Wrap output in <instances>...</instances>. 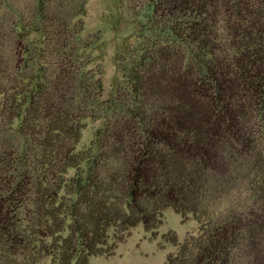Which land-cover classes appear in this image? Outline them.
<instances>
[{"label": "trees", "instance_id": "trees-1", "mask_svg": "<svg viewBox=\"0 0 264 264\" xmlns=\"http://www.w3.org/2000/svg\"><path fill=\"white\" fill-rule=\"evenodd\" d=\"M87 2L30 0L0 33V264H89L169 210L198 233L166 264H264V0H127L106 98Z\"/></svg>", "mask_w": 264, "mask_h": 264}, {"label": "rangeland", "instance_id": "rangeland-1", "mask_svg": "<svg viewBox=\"0 0 264 264\" xmlns=\"http://www.w3.org/2000/svg\"><path fill=\"white\" fill-rule=\"evenodd\" d=\"M127 0H88L85 15L81 17L84 28L82 35L97 39L91 51L90 69L96 71L104 92L108 97L121 78L119 58L136 42L135 25L132 23ZM30 0H0V30L5 47L13 39L12 26L15 17L12 9L27 10ZM99 121L88 120L82 132L78 149L87 147L93 139ZM198 225L192 218L182 219L172 211L164 213L162 223L155 236L141 226L132 229L119 243L110 256L94 257L89 264H166L169 254H175L178 245L187 237L196 236ZM177 238L178 245L167 242L169 235Z\"/></svg>", "mask_w": 264, "mask_h": 264}]
</instances>
